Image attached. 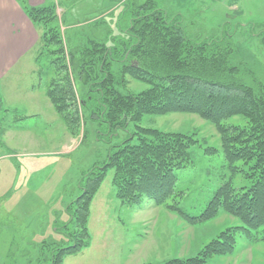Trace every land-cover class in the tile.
I'll use <instances>...</instances> for the list:
<instances>
[{
    "label": "trees",
    "instance_id": "trees-1",
    "mask_svg": "<svg viewBox=\"0 0 264 264\" xmlns=\"http://www.w3.org/2000/svg\"><path fill=\"white\" fill-rule=\"evenodd\" d=\"M127 2L130 17L125 36H114L112 46L88 39L72 47L67 57L54 4L27 8L31 19L43 27L42 50L54 55L51 65L58 69L46 95L68 131L75 135L84 121L86 128L87 119L116 130L140 122L145 115L197 114L215 125L225 159L235 171H244L251 185L225 182L201 214L185 212L179 206L183 192L176 189L177 170L191 160L190 149L197 139L194 134L137 124V131L110 148L101 166L94 165L80 177V194L66 206L69 220L61 225L54 221L63 239L41 245L23 241V246L10 239L7 247L0 239V264H62L66 255L89 247L91 202L108 169L114 170L113 185L123 204L141 207L152 200L193 224L220 212L238 219L239 224L221 231L197 255L167 264H207L213 255L232 252L238 237L264 241V81L256 65L240 52L232 31L209 29L200 12L169 10L168 0ZM113 61L122 62L118 71L113 70ZM128 75L150 87L128 91ZM76 81L86 86L83 95L77 94ZM235 116L244 117L246 124L225 123ZM205 150L218 152L211 146ZM237 161L248 169L235 167ZM43 226L41 222L40 229Z\"/></svg>",
    "mask_w": 264,
    "mask_h": 264
},
{
    "label": "rangeland",
    "instance_id": "rangeland-1",
    "mask_svg": "<svg viewBox=\"0 0 264 264\" xmlns=\"http://www.w3.org/2000/svg\"><path fill=\"white\" fill-rule=\"evenodd\" d=\"M50 1L54 4L60 35L65 42V57L72 47L88 39L112 46L114 36H125L123 31L130 17L125 10L128 0ZM168 8L183 13L200 12L209 29L232 31L235 43L242 49L240 52L256 65L264 81V0H168ZM42 52L45 75L42 82L45 85L58 68L51 65L54 55L47 50ZM63 63L61 59L60 67ZM24 64H19L23 68L13 83L4 87V99L11 100L7 106L11 108L9 112L3 111L1 129L9 122L17 128L22 125L32 129H25L24 133L12 130V137L5 135L6 132L0 133V239L4 240L3 246L7 247L6 242L10 239H16L20 246L24 242L41 245L43 241L62 240L64 236L56 230L54 221H60L61 225L69 220L66 206L80 194V177L94 165L101 166L110 148L137 131V124L194 134L197 139L190 149L191 160L186 167L177 170L176 189L183 192L179 206L185 212L201 214L225 182L230 181L236 187L251 185L246 173L235 171L225 159L215 125L197 114L145 115L140 122H131L116 130H111L102 121L87 119L86 128L84 121L77 127V133L71 134L54 106V117L47 120V112L41 109L40 103L27 102L32 93L29 89L33 84L38 85L40 79ZM121 66L122 62L113 61L114 71ZM60 75L65 73L62 71ZM126 80L127 90L133 93L150 87L130 75ZM75 88L78 95H83L87 89L79 81ZM225 123L243 126L246 119L235 116ZM66 133L73 137L72 143ZM51 135L53 141H50ZM32 137L38 141L30 142ZM68 143L70 149L77 148L69 152L71 150L66 149ZM208 146L216 147L218 152L208 154L205 150ZM234 166L248 169L242 161L235 162ZM113 176L114 170L108 169L91 202L89 247L77 254L66 255L62 264H167L174 258L197 255L221 231L239 224L236 217L226 212L193 224L152 200H147L138 210L117 198ZM41 222L43 229H40ZM242 238L238 237L232 252L213 255L207 264H264V241L251 242Z\"/></svg>",
    "mask_w": 264,
    "mask_h": 264
},
{
    "label": "crops",
    "instance_id": "crops-1",
    "mask_svg": "<svg viewBox=\"0 0 264 264\" xmlns=\"http://www.w3.org/2000/svg\"><path fill=\"white\" fill-rule=\"evenodd\" d=\"M48 4H52L51 1L0 0V86L2 88V90H0V133L4 134L6 132L5 135H11L8 137L13 136L12 130H22L20 133H24V131H30L32 129V127L24 128L22 125L18 126L20 128H17L16 125H11L9 120V124H5V127L2 126L3 128L1 129L3 111L9 112V109L11 108L7 107L11 103V100L7 101L4 99L5 88H7V85H11L14 78L17 77L16 75L21 72L23 67H20L19 64L22 62L25 63V68L31 67L30 70L32 73L36 74V76L40 79V83L38 85L33 84L29 89V91H32V93H30V97L27 99V102L40 103L41 109L43 108L42 110L47 112V115H45L48 118L47 120L53 119L55 114V111L52 110L53 105L46 95V88L52 81L53 77H55V73L53 72L48 83H45L44 85L42 82L44 75V70L42 69L44 63L41 62V57L43 56V27L35 23L27 14V8L29 6H42ZM10 76H12V78L11 80H8ZM39 94L41 97L38 96ZM47 120L45 122L48 124L49 121ZM28 125L31 124L29 123ZM67 133L66 135L70 139L69 143H72L73 137ZM50 137V141H53L54 136L51 135ZM29 141L35 143L38 140H34V137H32ZM69 143L67 144L66 149L71 150L69 152H73L77 146L72 147L73 149H70L71 144L69 145ZM142 206L136 207L138 210H140Z\"/></svg>",
    "mask_w": 264,
    "mask_h": 264
}]
</instances>
